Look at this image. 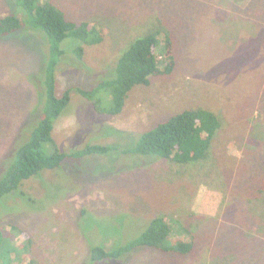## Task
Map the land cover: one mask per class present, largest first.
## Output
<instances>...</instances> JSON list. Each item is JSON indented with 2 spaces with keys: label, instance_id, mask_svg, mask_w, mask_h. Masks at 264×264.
I'll return each mask as SVG.
<instances>
[{
  "label": "rangeland",
  "instance_id": "374dc122",
  "mask_svg": "<svg viewBox=\"0 0 264 264\" xmlns=\"http://www.w3.org/2000/svg\"><path fill=\"white\" fill-rule=\"evenodd\" d=\"M56 3L69 18L105 31L97 44L62 41L58 96L112 78L123 50L147 32L172 35L176 67L134 86L115 115L98 112L72 90L54 121L55 144L66 153L89 144L113 148L66 157L0 199V264H264V0ZM9 13L25 23L0 34V181L41 120L50 57L47 34L30 23L27 11L15 0H0V17ZM80 44L82 58L74 52ZM97 98L103 107L112 103L109 90ZM195 107L216 112L221 121L203 159L178 163L123 150L172 114ZM42 149L50 154L54 145ZM162 215L190 228L189 253L138 246L92 260L93 246L125 245Z\"/></svg>",
  "mask_w": 264,
  "mask_h": 264
},
{
  "label": "trees",
  "instance_id": "16d2710c",
  "mask_svg": "<svg viewBox=\"0 0 264 264\" xmlns=\"http://www.w3.org/2000/svg\"><path fill=\"white\" fill-rule=\"evenodd\" d=\"M29 16L30 23L42 29L50 43V57L46 66L45 84L47 101L41 120L34 128L31 138L17 152V160L6 176L0 181V199L19 188L23 180L45 168H56L66 157H82L91 153H106L111 145L89 144L84 148L66 153L55 144L53 137L54 121L71 101V92L77 90L90 98L100 113L115 115L125 105L129 91L136 85H148L152 75L170 74L176 67V52L173 37L168 32L156 30L131 40L119 56L114 76L101 81L90 90L82 87L67 88L61 96L56 94V67L64 54L61 43L67 37L80 39L84 44H97L104 40L102 27L84 20L78 22L67 16L66 11L57 5L56 0H15ZM25 20L14 13L0 17V34H8L24 25ZM74 52L82 58L84 45ZM109 90L112 103L103 107L97 94ZM221 127L218 114L204 107L186 108L144 131L137 143L125 152L157 154L178 163L199 161L208 154L212 141ZM44 143H52L54 150L47 154L42 149ZM176 225V226H175ZM4 230L0 229V244ZM138 246H149L164 252L189 253L194 246V236L190 228L178 220H168L166 216L154 217L147 228L136 238L113 250L101 245L93 246L92 260L106 257H119ZM12 251V250H11ZM12 253V252H11Z\"/></svg>",
  "mask_w": 264,
  "mask_h": 264
}]
</instances>
